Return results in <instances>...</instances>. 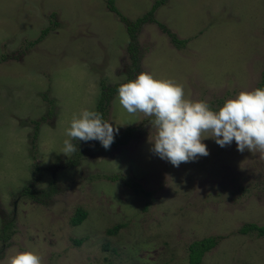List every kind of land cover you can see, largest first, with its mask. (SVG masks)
I'll return each mask as SVG.
<instances>
[{
	"label": "rangeland",
	"instance_id": "rangeland-1",
	"mask_svg": "<svg viewBox=\"0 0 264 264\" xmlns=\"http://www.w3.org/2000/svg\"><path fill=\"white\" fill-rule=\"evenodd\" d=\"M156 1L114 0L132 21ZM155 17L189 41L144 24L137 76L172 79L212 110L260 83L264 0H167ZM129 42L109 0H0V264L27 250L44 264H190L189 246L207 238L217 245L202 264H264V237L240 232L264 226L258 153L207 138L208 156L175 167L151 151V117L128 114L117 94L108 120L115 136L136 129L128 143L73 140L76 151L61 153L73 114L95 111L101 83H126ZM31 180L44 203L20 196ZM78 210L87 218L74 226Z\"/></svg>",
	"mask_w": 264,
	"mask_h": 264
},
{
	"label": "clouds",
	"instance_id": "clouds-1",
	"mask_svg": "<svg viewBox=\"0 0 264 264\" xmlns=\"http://www.w3.org/2000/svg\"><path fill=\"white\" fill-rule=\"evenodd\" d=\"M116 99L130 115L141 113L151 117L155 129L149 137L151 151L179 167L198 156H208L202 141L212 138L220 147L233 141L237 150H248L264 158V88L241 91L225 101L219 110H212L206 101L185 98L184 88L172 79H157L151 73L138 76L118 87ZM119 128L103 118L102 113L82 109L73 114L65 129L62 152L66 156L76 151L73 140H98L106 149L114 142ZM3 264H44L36 251H16L6 255Z\"/></svg>",
	"mask_w": 264,
	"mask_h": 264
},
{
	"label": "trees",
	"instance_id": "trees-1",
	"mask_svg": "<svg viewBox=\"0 0 264 264\" xmlns=\"http://www.w3.org/2000/svg\"><path fill=\"white\" fill-rule=\"evenodd\" d=\"M167 0H157L155 2V4L152 6L151 10L143 17L139 18L136 21H132L130 19H128L127 17L123 16L120 11L117 9V7L115 6V2L114 0H109V9L110 11L116 13L121 21L125 24L129 38H130V42H129V46H128V53L131 54V59H130V63L126 64L125 66V70H129L127 71L126 75H127V81H131L133 80V77L137 76V73H135L140 66V61H141V57L138 56L139 55V51L137 48V39H138V33L141 29V27L146 24V23H154L157 24L160 29L168 34L170 36V38L172 39V42L175 44H178V46H185L188 41L187 40H180L178 39V37L172 33L168 27L163 24L160 23L156 17V11L159 9L160 6H163L164 4H166ZM48 32V30H44L43 34H46ZM41 39H43V37H41ZM38 42H35L34 44H37ZM32 44V45H34ZM119 85H115L113 87H109L106 85L105 82L101 83V99L99 100V102L96 105V109L95 111L102 113L103 118L105 120H108V111L110 110L111 104L113 99L115 98V95L117 94L118 91V87ZM256 88H264V69L261 75V80L260 83H258ZM52 103H54V101H51ZM152 118L149 119V121H151ZM34 124L37 125V123H39L38 121H34ZM136 131L135 128H128L124 131H122L123 133L120 134L119 136H115L114 142L112 143L113 146H123L126 145L131 137V135H133V132ZM38 133V132H37ZM75 142L78 140H74ZM78 159L80 157V155L76 156ZM77 158L71 159L70 163L68 166L72 167L73 165L76 166L78 165V161ZM118 176L114 178V180H117ZM126 184L130 187V183L126 182ZM28 186H26L21 192H20V196L22 197H27V198H31L32 200H37L40 203H44L45 198L42 197H35L32 193H30V189H33V187L35 186L34 181H29L27 183ZM45 196V195H44ZM87 218V213L78 210L76 212L75 217L72 219V224L74 226H78L81 225ZM10 225L8 224L7 226H4L3 228V236L2 239L4 240L6 232L9 229ZM122 225H118L115 230L117 231L119 228H121ZM242 234H248L250 232H255L257 233L258 236L260 237H264V226H258L256 224H250V225H245L241 231ZM78 244L81 243V241L77 242ZM217 245V241L215 238H207L203 241H196L194 243H192L189 248V262L190 264H202L203 263V259L205 257L206 254H208L210 251H212ZM105 249H109L108 247H105Z\"/></svg>",
	"mask_w": 264,
	"mask_h": 264
}]
</instances>
